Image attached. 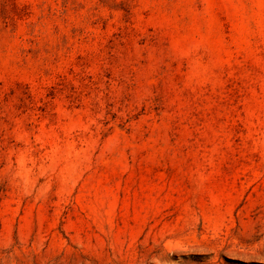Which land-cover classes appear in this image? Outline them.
<instances>
[{
  "label": "rangeland",
  "instance_id": "rangeland-1",
  "mask_svg": "<svg viewBox=\"0 0 264 264\" xmlns=\"http://www.w3.org/2000/svg\"><path fill=\"white\" fill-rule=\"evenodd\" d=\"M0 264H264V0H0Z\"/></svg>",
  "mask_w": 264,
  "mask_h": 264
}]
</instances>
